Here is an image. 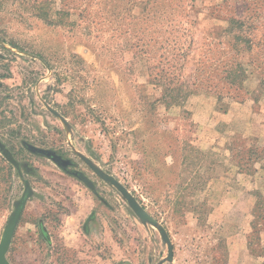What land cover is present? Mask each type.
Returning a JSON list of instances; mask_svg holds the SVG:
<instances>
[{
    "label": "rangeland",
    "instance_id": "obj_1",
    "mask_svg": "<svg viewBox=\"0 0 264 264\" xmlns=\"http://www.w3.org/2000/svg\"><path fill=\"white\" fill-rule=\"evenodd\" d=\"M253 12L262 35L264 0H0V143L17 161L0 150V238L31 189L11 264H264L262 75L242 42V88L222 73L227 20ZM92 165L164 227L171 260Z\"/></svg>",
    "mask_w": 264,
    "mask_h": 264
},
{
    "label": "trees",
    "instance_id": "obj_2",
    "mask_svg": "<svg viewBox=\"0 0 264 264\" xmlns=\"http://www.w3.org/2000/svg\"><path fill=\"white\" fill-rule=\"evenodd\" d=\"M259 15H261V12H253L251 15L246 14L243 18L230 17L223 29L224 33L231 36L232 39L230 42L225 43L229 46L223 49L227 62L222 64V73H224V79L227 80L229 86H238L239 88L243 86L245 66L242 62L235 60L238 42L243 43L242 49L248 54L246 64L251 65L261 73L260 84L264 85V23L262 26L263 34L253 36L254 31L258 28L255 21ZM166 90L169 91V88H166ZM179 92V89H177L175 94Z\"/></svg>",
    "mask_w": 264,
    "mask_h": 264
},
{
    "label": "water",
    "instance_id": "obj_3",
    "mask_svg": "<svg viewBox=\"0 0 264 264\" xmlns=\"http://www.w3.org/2000/svg\"><path fill=\"white\" fill-rule=\"evenodd\" d=\"M56 113V112H55ZM57 114V113H56ZM57 116H59L57 114ZM60 117V116H59ZM61 120L65 122L62 118ZM35 152H41L51 158L55 162H59V160L51 154L48 150H41L39 148H33ZM0 150L4 157L15 167L17 166V161L14 159L13 155L5 148L3 144L0 143ZM92 168L94 169L99 176L106 182H108L110 185H112L121 195L122 197L127 201L130 208L133 210V212L136 214V216L141 220L144 224H150L153 227H155L160 235L163 242L167 245V260L172 259V244L170 242V239L168 237L167 232L165 231L164 227L157 222L152 216H150L139 204L138 202L133 198V196L128 192V190L121 184L119 181H117L112 176L102 172L99 168L92 165ZM87 185L91 187L88 183ZM31 193V189L27 187L25 189V193L21 195V197L16 200L13 204V210L9 216L8 222L3 229L1 238H0V264H11L9 260L7 259V251L11 242L12 235L14 233L15 227L18 223V220L20 218V215L22 213V210L24 208L25 202Z\"/></svg>",
    "mask_w": 264,
    "mask_h": 264
},
{
    "label": "flooded vegetation",
    "instance_id": "obj_4",
    "mask_svg": "<svg viewBox=\"0 0 264 264\" xmlns=\"http://www.w3.org/2000/svg\"><path fill=\"white\" fill-rule=\"evenodd\" d=\"M66 166L71 167V168H74L75 167V164L73 162L67 160V165ZM74 174L76 175L77 178L83 180V182L86 185L88 183L91 186L90 188L93 187V184L91 183V181L81 171L77 170Z\"/></svg>",
    "mask_w": 264,
    "mask_h": 264
}]
</instances>
